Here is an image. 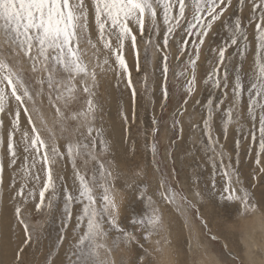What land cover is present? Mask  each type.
<instances>
[{"label": "rangeland", "instance_id": "374dc122", "mask_svg": "<svg viewBox=\"0 0 264 264\" xmlns=\"http://www.w3.org/2000/svg\"><path fill=\"white\" fill-rule=\"evenodd\" d=\"M188 2L190 18L192 0ZM85 3L90 10L88 36L101 49L99 61L102 64L104 54L95 30L91 0H85ZM258 13L259 10L252 12L251 0H244L242 6L240 0H232L200 47L195 67V91L191 96L187 95L186 85L192 74L190 58H196L193 40L198 43V37L195 34L188 36L184 31L187 24L182 22L181 27L170 34L165 49L163 40L166 29L160 16L155 28L145 27L143 36L137 26L130 25L137 35L139 59L130 41L126 43L124 56L135 95L133 88L128 87L127 79L123 75L117 77L118 69L108 70L105 65L104 70L97 69L90 96L83 92L79 79L73 82L77 92L66 108L69 119L52 129L55 110L50 105L45 85L42 94L36 98L40 114L33 119L38 128L45 129L46 124L47 129L56 133L57 138L50 143H55L62 158L57 159L52 169L55 189L45 193L39 211L36 204L40 202L39 191L46 178L44 165L42 161L38 162L29 179H24L22 166H31L33 153L24 152L22 134L25 131L30 134L31 125L23 109H18L17 102L11 100L5 113H0V163L4 166L3 184L0 185V264H75L72 244L86 229V219L77 220L82 215V203L75 201L69 204L71 218H67L64 211L65 189L73 196L78 195V171L89 180L95 176L99 206L102 195L99 163H103L112 174L109 186L117 200L119 223L138 241L127 247L119 246L110 256L102 250V255L113 260L114 264H131L145 250L151 253L149 259L152 264H264V172L260 170L264 167V154L261 164L258 166L255 163L259 147L257 129L260 110H256L255 121L247 115V89L254 82L253 74L256 71L254 17ZM237 19L243 35H237L238 42L232 44ZM150 38L152 42L146 44ZM184 39L188 40L187 45L183 44ZM156 45H159L160 51H157ZM81 47L87 45L82 44ZM181 47L185 51L181 52ZM221 47L226 48L223 63L218 57ZM93 51L88 48L86 59L91 57L92 62L96 63ZM165 52L168 57L166 75ZM108 57L115 69V58L110 53ZM23 68L31 74L28 61H23ZM214 69L217 71L213 79L205 83ZM42 75H33L29 83L35 87V81ZM237 77L243 84V90L234 101L233 88ZM89 98L94 105V116L90 118L93 128L90 138L81 121L70 118L74 112L86 110ZM209 100L212 101L211 105ZM28 106H32L30 101ZM230 109L231 119L227 114ZM17 110L20 111V127L14 135L17 163L9 167L7 137ZM41 116L45 124L41 123ZM205 119H209L207 128ZM177 120L179 123H176ZM96 130H99V134ZM253 132L255 141L252 139ZM69 141L88 144L95 159L84 155L69 158L66 150ZM86 159L88 163L85 165ZM37 173L40 177L38 182L31 179V175ZM14 175L16 183L10 187ZM162 182L164 188L160 187ZM22 183L26 185L25 197L12 199ZM168 187L194 205L187 216L162 198L161 194L166 193ZM225 187L236 189L237 196L248 195L250 202L256 204V209L242 214L241 202L229 201L227 196L230 193L224 192ZM30 191L33 192L31 196L28 195ZM16 206L21 207L25 223L33 233L27 244L24 243V225L15 215ZM154 207L162 213V229L145 240L147 219ZM65 220L67 227L64 226ZM141 220L144 221L143 225L137 223ZM118 235L113 231L104 242L110 247ZM61 236L65 237L62 242ZM213 236L216 238L212 239ZM21 248L23 252L18 263L16 255Z\"/></svg>", "mask_w": 264, "mask_h": 264}, {"label": "snow or ice", "instance_id": "6c2138e0", "mask_svg": "<svg viewBox=\"0 0 264 264\" xmlns=\"http://www.w3.org/2000/svg\"><path fill=\"white\" fill-rule=\"evenodd\" d=\"M244 0H240L241 6ZM232 0H192L191 17L189 18L188 0H91V9L94 12L95 30L98 34L99 43L102 45L104 59L101 64L99 56L101 49L97 43L88 36L89 32V14L90 10L86 6L85 0H0V113H5L6 107L11 100L17 102V108L23 109L24 114L28 117V124L31 125L30 134L25 131L22 134L25 153H33L32 164L22 166L24 170V179L27 180L36 168V164L42 161L44 165L45 179L43 187L39 191L40 202L36 204L39 211L45 200V193L50 189L54 191L53 165L62 154L58 152L54 141L57 136L52 129L65 124L69 119L66 108L75 99L77 89L74 81L79 79L83 85V92L91 95L92 87L95 85L97 69L116 70L119 78L123 75L128 81V87L135 90L131 81L128 64L124 56V49L128 41L131 42L133 52L139 59V47L137 44V35L133 32L130 25L138 27L140 35H144L145 27L155 28L158 16L163 20L165 25L164 48L167 49L170 34H173L177 28L181 27L182 22H186L187 27L184 31L188 36L195 34L198 37V43L193 40L195 47V57L190 58L192 67L191 78L187 81L186 92L191 96L195 91V67L199 57L201 45L205 37L209 34L213 24L221 19L223 13L230 7ZM252 12L259 10L258 16L254 17L255 23V40H256V71L253 74L254 82L247 89L249 92V103L247 115L255 121L256 110L259 109V147L256 154V165L261 164V156L264 154V0H251ZM237 35H243V29L239 19L235 22L232 44H236ZM247 40V37H244ZM152 42L150 38L147 43ZM188 40L184 39L183 44L187 45ZM86 44L87 47H81ZM88 48L93 49V57H88ZM157 51H160L159 45H156ZM181 52L185 51L181 47ZM115 58V69L109 63L108 54ZM226 48L221 47L218 50L219 61L223 63L226 56ZM147 55V50L145 49ZM243 55V50L241 52ZM167 53L164 54V73H167ZM179 59V57H177ZM30 64V73L23 68V61ZM210 73L205 83L213 79L216 73ZM43 74L40 79L35 81V87L29 83L33 75ZM227 73H225L226 79ZM216 84H219V78H216ZM47 88L48 99L51 107L55 110V116L52 119V129H47L43 116L41 123L45 124V129L38 128L33 119L35 115L40 114V106L37 104V97L40 96ZM225 87L227 84L225 83ZM40 90L37 91L36 89ZM243 90V84L239 77L236 78L233 88L234 101L238 99ZM254 93V95H253ZM55 94V95H53ZM164 97L167 98V89H164ZM31 102V108L28 102ZM198 102V101H197ZM187 104V100L184 101ZM209 105L212 101L209 100ZM219 108V105H216ZM94 105L91 98L87 100V108L84 111L74 112L71 115L72 120L81 121V126L87 128V136L90 138L93 128L90 126V118L94 116ZM10 110V109H9ZM182 114V113H181ZM231 119L232 110L228 111ZM20 111L15 112V118L11 122V130L8 133L6 151L9 157V167L17 163V150L14 142V135L19 131ZM239 119V115L236 117ZM155 124V121L153 122ZM176 123H179L177 120ZM2 124V121H0ZM205 127H208L209 119L204 120ZM255 126V125H254ZM154 132L156 129L154 128ZM47 132V134H45ZM99 134V130H96ZM253 141L256 140L255 132L252 133ZM67 154L69 158L75 159L81 155L95 159L91 156L89 145L81 142L67 143ZM215 151L216 149L213 148ZM27 160V157L25 158ZM88 160H85V165ZM101 173V182L99 187L102 189V195L98 199L96 196V179L91 180L86 175H81L78 171L76 178L79 180L78 195L65 189V208L67 218H71L69 204L73 201L82 203V215L77 220L86 219V229L76 239L73 244V256L75 264H114L107 256L102 255V250L109 256L112 251L119 246L127 247L136 243L137 237L127 232L119 223L118 204L112 195V188L109 186V178L112 177L103 163H99ZM264 172V167L260 168ZM4 166L0 163V185L3 184ZM31 179L39 181V174L31 175ZM16 176L10 187H14ZM164 182L160 187L164 188ZM26 185L21 184L20 189L12 199L25 197ZM236 189L224 188V192L230 193L227 196L229 201L239 200L241 202L242 214H246L256 209V204L250 202L248 195L237 196ZM33 195V192H28ZM162 198L171 205L176 206V210L182 212L185 216L192 212L194 205L180 193L175 192L168 187L166 193H162ZM197 195H199L197 193ZM51 207V201H49ZM17 220L24 225L27 244L33 236L30 226L25 223L20 206L15 207ZM198 216V211L196 212ZM137 223L143 225L144 221ZM67 227V220H65ZM206 226V225H205ZM77 227H80L77 224ZM162 229V213L158 208H153V213L147 219L144 239ZM115 231L119 235L112 240L109 247L104 241L109 234ZM216 237L213 236L212 239ZM65 239L60 237L61 242ZM159 244V241L157 242ZM143 247V245H141ZM158 250V249H157ZM23 252L21 248L17 252L16 260H20ZM150 252L145 250L131 264H152L149 259Z\"/></svg>", "mask_w": 264, "mask_h": 264}, {"label": "bare ground", "instance_id": "6f19581e", "mask_svg": "<svg viewBox=\"0 0 264 264\" xmlns=\"http://www.w3.org/2000/svg\"><path fill=\"white\" fill-rule=\"evenodd\" d=\"M28 66H29V65H28ZM2 119H3V115H2ZM1 121H2V120H1ZM210 171H211V170H210ZM224 171H225V170H224ZM225 172H226V171H225ZM228 173H229V172H228ZM110 179H111V177H110ZM110 186H111V185H110ZM116 201H117V200H116ZM257 218H258V217H257ZM257 221H258V220H257ZM255 222H256V221H255ZM35 225H36V224H35ZM37 226H38V225H37ZM259 226H260V225H259ZM34 227H35V226H34ZM263 228H264V227H263ZM263 228H262V229H263ZM30 230H31V229H30ZM256 230H257V229H256ZM251 233H252V232H251ZM258 233H259V232H258ZM262 233H263V232H262ZM258 236H259V235H258ZM10 237H11V236H10ZM260 238H261V237H260ZM8 239H9V238H8ZM255 240H256V239H255ZM257 241H258V240H257ZM259 241H260V240H259ZM262 241H263V240H262ZM249 242H250V241H249ZM8 243H9V242H8ZM263 243H264V242H263ZM249 244H250V243H249ZM259 244H260V243H259ZM161 249H163V247H162ZM115 256H116V255H115ZM112 257H113V256H112ZM114 258H115V257H114ZM114 258H113V259H114ZM116 259H117V258H116ZM260 259H261V258H260ZM257 260H258V259H257ZM26 261H27V260H26ZM112 261H113V260H112ZM19 262H21V261H18V263H19ZM117 262H118V261H117Z\"/></svg>", "mask_w": 264, "mask_h": 264}]
</instances>
